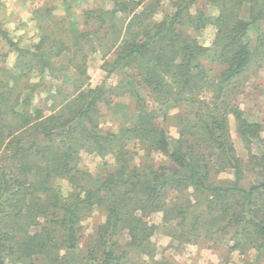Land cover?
I'll return each mask as SVG.
<instances>
[{"label":"trees","instance_id":"16d2710c","mask_svg":"<svg viewBox=\"0 0 264 264\" xmlns=\"http://www.w3.org/2000/svg\"><path fill=\"white\" fill-rule=\"evenodd\" d=\"M70 1L62 0L67 14ZM109 1V9L85 10L81 23L67 19L57 35L39 24L35 53L18 47L0 25L1 36L16 51L12 67L0 69V264H36L39 255L42 264H120L127 251L118 255L111 237L122 230L129 237L128 248L152 258L147 243L156 226L147 224L145 216L156 211L162 212L164 223L179 227L171 235L186 242L201 236L215 242L226 222L235 226V244L242 238L244 247L264 249V151L257 157L261 181L240 187L245 165L228 143L227 112L232 110L215 100L250 67L255 54L264 53V30L257 24L264 19V0H208L216 15L197 8V0ZM167 3L173 12L162 11L157 18ZM244 4L249 19L241 16ZM208 25L214 26V37L210 46H203L190 32ZM93 52L101 54L107 74L121 76L109 89L103 84L82 87L88 78L85 59ZM210 54L223 65L218 80L206 74ZM263 62L259 58L258 64ZM46 68L58 72L53 76L61 74L63 84L43 81ZM130 86L146 90L160 110L138 101L133 123L116 133L103 132L101 106L111 107L104 95L121 96ZM200 93L206 95L196 99ZM35 96H41L38 104L33 103ZM182 102L192 108V120L169 141L156 118L167 104ZM232 114L245 140L264 141L263 124ZM137 149L143 157L160 151L168 164L142 160L134 165ZM83 150L101 157L110 154L111 168L102 176L80 169L77 160ZM212 155L219 156L222 167L233 169L234 183L207 181ZM58 180L68 184L65 193ZM189 188L194 202L180 197ZM171 193L175 196L166 199ZM93 206L106 216L82 261L80 221Z\"/></svg>","mask_w":264,"mask_h":264},{"label":"rangeland","instance_id":"374dc122","mask_svg":"<svg viewBox=\"0 0 264 264\" xmlns=\"http://www.w3.org/2000/svg\"><path fill=\"white\" fill-rule=\"evenodd\" d=\"M159 3H163V0H160ZM100 7L109 9L111 2L109 0H71L69 4L70 14H67L62 0H0V25L7 31L10 39L18 47L35 53L34 45L41 36L39 24L44 25L48 32L53 33L52 35H57L59 27L67 24V19L81 23L85 10ZM196 7L203 9L210 15L217 14V8L210 4L208 0H197ZM247 8V4H244L241 11V16L245 19H249ZM159 9L160 11L155 15L157 18H160L163 12H173V8L169 3L162 5ZM257 24L264 30V19L258 21ZM90 25L91 27L93 26V24ZM214 32V26L208 25L198 33H190L201 45L210 46ZM249 34L250 43L254 48L257 45L255 33L250 29ZM15 57L16 51L9 46L6 39L0 34V69L12 67ZM101 57L99 52L88 53L85 59L88 78L82 84L83 88H86L87 84L92 87L103 84L105 89H109L110 86L116 85L118 80L121 79V76L116 74H107V71L102 68L103 60ZM112 57V55H108L106 59L111 61ZM216 57V54H210L208 59L205 60V64L209 69L206 73L209 80H218L223 70L222 64L216 62L217 60H211ZM261 57H264V53L262 55L255 54L250 67L235 78L229 87L225 86L223 92H220L221 97L215 100L217 104L236 111V115L242 119L244 118L249 122H260L264 125V62L261 65L258 64V60ZM52 61L57 65L56 60ZM33 71L34 73L36 72V70ZM52 73L58 72L46 68L42 75L43 81H51L53 86L62 85L64 82L63 76L61 74L53 76L51 75ZM65 86L69 90L74 89L68 83H65ZM203 94L200 93L196 99L203 96ZM209 94L210 92L207 93V95ZM104 97L111 107L101 106L102 116L99 119V125L103 132L111 131L116 133L128 126V123H133L138 115L136 111L138 101L147 109L160 110L158 103H155L153 98L147 95L146 90L141 88L138 91L135 86H132L129 92L121 96L116 97L106 93ZM40 98L41 96L33 97V103L38 104ZM114 103L121 105L115 106ZM167 105L169 107H166L165 111L164 108L161 109L163 112L157 116L156 121L164 129L168 140L171 141L179 137L180 130L186 125L187 121L192 120L193 114L192 108L188 103L182 102L174 106L170 103ZM232 111L227 112L228 143L232 147L234 155L245 165L242 167L243 172L239 179V186L248 188L250 185L258 184L263 177L260 172V165L257 164V157L264 151V141L253 137L250 140H245L238 131V120L235 118V114H232ZM261 135L264 138V131ZM128 147L131 148L132 143ZM137 150L139 151V149ZM138 151L131 160L134 165L140 166L142 160L155 166L168 164L167 157L160 151L151 150L144 157L143 153ZM216 152L217 150L215 149L214 153ZM210 161L212 168L208 182L215 185L235 182L233 169L231 167H222L221 159L218 155H212ZM113 162L110 154L101 157L83 150L80 151L77 166L82 170L88 171L93 176H102L111 168ZM104 163H107V165ZM56 184L61 193L67 191L68 184L66 181L58 180ZM193 195L192 189L189 188L180 197L188 198L191 202H194ZM174 196V193L168 194L166 199ZM105 216L106 212L104 210L98 206H93L89 215L80 221L82 234L79 238L78 246L80 249L79 258L82 261L86 256L87 244L95 242L96 227L103 221ZM145 220L147 224L156 226L147 243V247L153 253V257L149 258L145 252H138L136 249L128 248L129 237L126 234V230H122L114 233L111 237L112 241L116 243V247H118V255L121 256L124 251H127L125 258L124 256L119 258L120 264H157L155 261L161 260L160 264H264V249L257 250L253 246L244 247L242 238L235 244L233 233L236 230L235 226L230 223L225 222L227 228L215 234V242L210 238L203 239L202 236L200 240L186 242L171 235L170 232L177 234L179 227L174 228L173 221L168 224L164 223L161 211L151 212L145 216ZM34 260L36 264H42L40 255L35 256Z\"/></svg>","mask_w":264,"mask_h":264}]
</instances>
